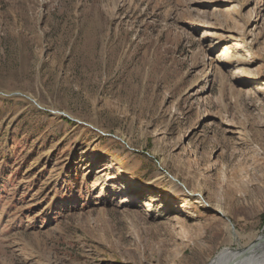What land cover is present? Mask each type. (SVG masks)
I'll return each mask as SVG.
<instances>
[{
	"label": "rangeland",
	"instance_id": "374dc122",
	"mask_svg": "<svg viewBox=\"0 0 264 264\" xmlns=\"http://www.w3.org/2000/svg\"><path fill=\"white\" fill-rule=\"evenodd\" d=\"M2 91L34 102L0 96V264H209L232 225L264 235V0H0Z\"/></svg>",
	"mask_w": 264,
	"mask_h": 264
},
{
	"label": "bare ground",
	"instance_id": "6f19581e",
	"mask_svg": "<svg viewBox=\"0 0 264 264\" xmlns=\"http://www.w3.org/2000/svg\"><path fill=\"white\" fill-rule=\"evenodd\" d=\"M121 173L118 174L120 176ZM133 178H128V185L126 192L131 193L135 190L131 185L134 184ZM154 201H162L166 203L168 201L166 194H152L150 190L147 192ZM110 206L108 205L107 200L97 199L95 207L93 210L99 211V217L112 218L107 215L109 209L116 210L121 212V219L126 221L129 219L132 214L137 211V207L132 206L129 201L125 198H120L114 200ZM224 212V211H223ZM231 235L235 238V241L239 244V248L226 247L223 249L209 264H264V235H254L250 237V240L247 243H242L243 235L237 231L233 225L231 226Z\"/></svg>",
	"mask_w": 264,
	"mask_h": 264
},
{
	"label": "water",
	"instance_id": "95a60500",
	"mask_svg": "<svg viewBox=\"0 0 264 264\" xmlns=\"http://www.w3.org/2000/svg\"><path fill=\"white\" fill-rule=\"evenodd\" d=\"M11 95H13V96L14 95H20V96L29 97V96H27L23 93H20V92H14V93H9V92H5V91L0 92V96H11ZM29 99L34 102V100L31 97H29Z\"/></svg>",
	"mask_w": 264,
	"mask_h": 264
},
{
	"label": "trees",
	"instance_id": "16d2710c",
	"mask_svg": "<svg viewBox=\"0 0 264 264\" xmlns=\"http://www.w3.org/2000/svg\"><path fill=\"white\" fill-rule=\"evenodd\" d=\"M263 218H264V214H263Z\"/></svg>",
	"mask_w": 264,
	"mask_h": 264
}]
</instances>
